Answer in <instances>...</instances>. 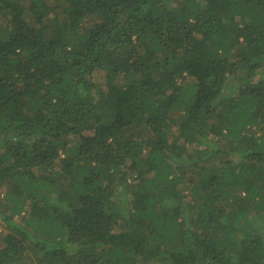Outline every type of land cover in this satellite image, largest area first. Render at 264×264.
<instances>
[{
  "label": "trees",
  "instance_id": "16d2710c",
  "mask_svg": "<svg viewBox=\"0 0 264 264\" xmlns=\"http://www.w3.org/2000/svg\"><path fill=\"white\" fill-rule=\"evenodd\" d=\"M0 264H264V0H0Z\"/></svg>",
  "mask_w": 264,
  "mask_h": 264
}]
</instances>
